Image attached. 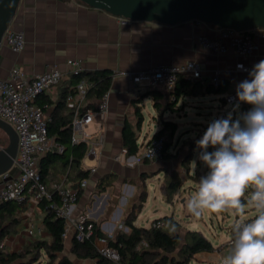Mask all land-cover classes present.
Listing matches in <instances>:
<instances>
[{"label":"crops","instance_id":"0c3cea01","mask_svg":"<svg viewBox=\"0 0 264 264\" xmlns=\"http://www.w3.org/2000/svg\"><path fill=\"white\" fill-rule=\"evenodd\" d=\"M12 28L25 33L27 45L22 52L17 53L9 45L3 44L0 50L2 78L8 77L16 67L21 68L27 77L45 71L49 65H59L66 69L69 59L82 61L85 71L109 70L113 74L111 87L107 92L109 109L106 117L95 118L87 127V131L94 137L102 136L103 142L98 147L96 156L86 155L81 162V167L90 170V174L86 177L88 185L81 189L79 201L74 207L75 214L86 213L104 234L130 232L131 228L126 224L129 214L141 203L144 192L147 193L146 199L149 197V189H140V186L148 183L149 179L159 178L160 181L163 174L169 175L168 170L175 160L180 161V167L184 166L183 159L175 157L177 153L174 145L169 147L174 156L155 162L139 161L136 154H125L123 132L126 125L133 127L142 145L164 128L165 121H175L179 126V123L185 122L182 118L191 109L205 106L197 103L211 102L212 107L220 101L225 103L226 95L237 83L249 77L236 69L240 58L234 50L226 55H219L201 46V36L217 39L222 35V28L207 23L189 21L168 25L132 20L125 22L121 17L88 6L80 0H21ZM251 34L259 48L247 62L258 63L264 59V38L256 30L251 31ZM191 60L197 61L203 69V76L194 80L203 89L198 95L181 96L178 105L173 109L168 107L170 93L165 88L141 87L133 83L128 75L129 72L139 73L153 65L184 64ZM218 69L224 71L226 92L205 94L207 85L213 83V74ZM77 84L72 78L63 79L37 98L36 103L45 112L53 130L57 125L63 124L66 117L73 116L67 103H60L65 93ZM154 90L163 94L160 108L155 107ZM76 98H79L78 94ZM101 99L87 97L83 106L92 105L97 108ZM242 104L243 107L246 105ZM138 106L144 115L140 128L137 126ZM145 124L148 125V132L143 135ZM168 131L171 132L170 129ZM51 137L57 144L55 137ZM65 160L48 159L45 162L49 167L45 183L50 190H54L59 183L76 187L82 180L78 176L79 169L71 168ZM174 169L179 170V167ZM5 181V178L0 177V184ZM161 190L164 198L166 192L163 187ZM14 204L16 208L11 212L0 206V222L4 217L5 226L10 230V234L3 241L8 251H19L37 239H52L44 226L46 212L40 203L30 199L24 204ZM144 206L140 211L137 210L138 216L134 221L136 226L151 227L154 220L164 217L153 219L147 226L138 224ZM14 218L18 222L11 224ZM31 222L35 223L32 235L29 232ZM74 236V231L71 230L65 237L64 255L71 259ZM221 249L222 247H215L213 252H199L193 259L208 264H214L215 259H219L221 263L222 258L228 254ZM86 261L97 264L90 259L77 263Z\"/></svg>","mask_w":264,"mask_h":264},{"label":"built area","instance_id":"2783aa9c","mask_svg":"<svg viewBox=\"0 0 264 264\" xmlns=\"http://www.w3.org/2000/svg\"><path fill=\"white\" fill-rule=\"evenodd\" d=\"M125 22L127 19L122 18ZM197 24L204 23L195 20ZM259 31L264 38V28L254 29ZM251 31H238L231 28L222 30L220 38L212 39L201 36L199 41L203 48L219 55H226L234 50L240 60L236 69L248 74L256 63H248L249 59L259 48ZM7 44L14 52H22L27 40L23 31L9 28L3 37V44ZM237 65H243L245 70H240ZM85 71L82 61L69 59L67 68L59 65H49L48 68L31 77H27L21 68H14L6 78L0 77V117L9 122L19 136L18 154L15 166L18 172L12 179L0 184V206L9 202L24 204L30 199L38 203L50 201V208L65 219V237L73 230L76 239L84 242L95 234L96 225L86 213H74V207L79 201L81 189L87 187L88 179L84 178L75 186L59 183L54 190H50L43 181L40 173V162L51 151L63 153L65 148L55 144L49 132V119L43 109L36 103L37 98L50 88L58 85L63 79H70L74 74ZM133 83L141 87H163L170 93V99L175 100L173 91L180 77L192 80L203 76L201 65L191 60L184 64H158L139 73L129 72ZM249 79V77L247 78ZM212 81L219 86L224 81V71L216 70ZM241 82V81H240ZM239 83V82H238ZM237 83V84H238ZM93 82L83 79L70 89L66 97L68 107L73 111L72 142L88 144L87 156L94 157L97 149L102 145L103 137H94L87 131V127L95 118L104 119L109 109V97L106 93L95 110L83 114V102L87 98L88 89L93 87ZM237 86V85H236ZM236 86L226 95V105L236 103ZM78 94L79 98H76ZM166 136L153 137L141 145L136 154L137 160L155 162L165 158ZM126 154L127 151L124 150ZM124 154V155H125ZM120 159V156H117ZM5 177V176H4ZM3 177V178H4ZM152 227H166L162 219L154 220ZM35 223H30L29 232L34 233ZM116 234L109 232L96 237L97 250L101 256L113 264H123L119 250L111 245V240ZM232 242V241H231ZM143 245H146L143 242ZM4 243L1 244V247Z\"/></svg>","mask_w":264,"mask_h":264},{"label":"trees","instance_id":"16d2710c","mask_svg":"<svg viewBox=\"0 0 264 264\" xmlns=\"http://www.w3.org/2000/svg\"><path fill=\"white\" fill-rule=\"evenodd\" d=\"M65 1V0H63ZM87 78L93 82V87L88 89L87 97L102 98L110 89L113 74L109 70L98 71H83L79 74H74L72 79L79 82ZM203 89L198 81H194L190 78L180 77L177 85L173 91L175 100L170 99L168 107L175 108L178 105L179 98L183 95H198ZM227 90L226 83L223 81L221 85L216 86L214 83L207 85L205 94H220L225 93ZM155 94V107L160 108L162 106L161 98L162 93H157L156 90L152 91ZM68 93H65L60 104H66V97ZM95 110L96 107L89 105L84 106L82 109L83 114L89 110ZM74 116V113H73ZM73 116L66 117L63 124L57 125L53 130L49 123L50 135L55 137L58 145L64 146L63 153L58 151H51L41 160L40 173L43 181L49 173V167L45 162L49 159L55 161L56 159H66V164L71 165V168H77L78 176L84 179L89 176L90 170H85L81 167V162L85 158L88 151V144L86 142L73 143L72 142V121ZM138 128L144 120V115L140 106L137 107ZM167 129H170L172 133H175L178 129V124L175 121H165V126L162 130L158 131L154 137H160L166 134ZM125 148L128 155H135L141 149L139 143V137L137 132L130 124L126 125L123 132ZM169 141L165 142V157H172L175 154L169 151ZM169 188L176 190L174 183L170 182ZM168 193V192H167ZM147 193H143L141 203L137 205L134 210L129 214L126 224L131 228L130 232L120 231L116 234L115 238L111 240V245L116 247L121 254V262L123 264H189L194 258L195 254L199 252H213L215 250L214 243L205 237L198 231H189L185 236V242L181 245V235L177 231L179 228L178 221L174 216L166 215L162 217L166 227H139L134 224L137 218V210L140 211L146 201ZM14 202H9L1 205L3 209L11 212L16 208ZM46 212L44 218V226L46 230L51 234V240L37 239L32 241L27 246L19 251H8L4 244L1 247L4 239L10 234V230L5 226L4 217L0 222V264H37L45 252L49 258L47 264H80L75 262L69 256L64 255L65 251V219L58 216L54 210L50 208V201L44 200L40 203ZM18 222L17 218L11 220V224ZM96 229L95 234L84 242H79L74 236L71 252L83 260H95L97 264H113L103 256H101L97 250L96 237L104 235V232L95 222ZM175 225V231L171 229V226ZM143 242L146 245H143ZM179 250L178 255H174V252ZM82 264H93L91 262H84Z\"/></svg>","mask_w":264,"mask_h":264},{"label":"clouds","instance_id":"9594fccd","mask_svg":"<svg viewBox=\"0 0 264 264\" xmlns=\"http://www.w3.org/2000/svg\"><path fill=\"white\" fill-rule=\"evenodd\" d=\"M237 68L245 70L243 65ZM248 76L236 86L232 110L213 119L195 142L201 150L198 159L209 171L199 179L187 211L195 218L205 212L232 211L237 217H244L248 208L255 212L253 219L238 218L232 225L231 251L221 264H264V59ZM241 103L250 109L239 112ZM234 112L238 113L235 119ZM191 164L196 166V161ZM248 190L250 195L244 199ZM171 229L175 231V225Z\"/></svg>","mask_w":264,"mask_h":264},{"label":"rangeland","instance_id":"374dc122","mask_svg":"<svg viewBox=\"0 0 264 264\" xmlns=\"http://www.w3.org/2000/svg\"><path fill=\"white\" fill-rule=\"evenodd\" d=\"M211 102L197 103V105H205L191 109L187 116L182 118L184 123H179L178 129L175 133L166 132V139L170 145L175 146V157H181L183 159L184 166L180 167V161L175 160L170 166L168 172L169 175H162V180L159 178L149 179L148 183H144L140 186V189H149V197L146 199L145 206L139 215L137 223L142 226L150 225L153 219L171 215L178 220L179 228L178 232L181 235V245L185 242V236L189 231H198L205 237L210 239L215 247H222L221 251L229 253L232 246V225L236 220L244 219L246 221L255 217L253 209H246L244 217H237L232 211L224 213H208L205 212L200 218H195L187 211L188 200L195 195L198 189V181L202 176H205L209 169L207 166L198 159L200 149L196 147V141L200 139L205 132L208 124L216 118L226 117L227 112L232 110L233 105H226L221 101L216 103L214 107L210 106ZM250 105L246 104L243 107L241 103L239 105V112H247L250 109ZM202 112V114H200ZM238 113H233L235 119ZM200 121V122H194ZM147 124L142 130V134L146 135L148 132ZM9 143L8 135L0 129V148L7 146ZM214 149L209 148L208 151ZM195 160L196 166H193L191 162ZM171 165V164H170ZM179 167L174 169V167ZM17 167V166H16ZM18 171V168H17ZM170 182L174 183L176 190L169 188ZM162 187L166 194L164 198L162 196ZM250 191H246L244 199H247L250 195ZM168 192V193H167ZM146 194V192H145ZM139 205V204H138ZM158 210V212H155ZM1 212V211H0ZM179 254V250L174 252V255ZM76 262H81L83 259H79L74 254H70ZM214 264H221L219 259H215ZM49 258L45 252L41 260L37 264H47ZM54 264V262H53ZM189 264H208L202 263L197 259H192Z\"/></svg>","mask_w":264,"mask_h":264},{"label":"water","instance_id":"95a60500","mask_svg":"<svg viewBox=\"0 0 264 264\" xmlns=\"http://www.w3.org/2000/svg\"><path fill=\"white\" fill-rule=\"evenodd\" d=\"M88 6L115 16L143 22L175 25L200 20L225 29L251 31L264 28V0H80ZM21 0H0V50L5 32L12 28ZM0 129L9 137L0 148V177L13 178L17 171L19 136L15 128L0 117Z\"/></svg>","mask_w":264,"mask_h":264}]
</instances>
